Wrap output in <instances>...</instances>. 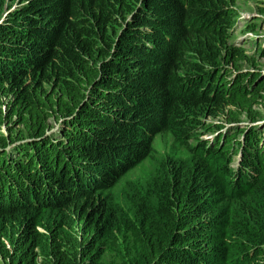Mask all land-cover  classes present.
I'll list each match as a JSON object with an SVG mask.
<instances>
[{
    "label": "trees",
    "instance_id": "trees-1",
    "mask_svg": "<svg viewBox=\"0 0 264 264\" xmlns=\"http://www.w3.org/2000/svg\"><path fill=\"white\" fill-rule=\"evenodd\" d=\"M234 1L0 0V120L21 127L0 137V221L21 217L4 264H264V134L199 118H261ZM196 127L213 133L191 146ZM163 132L190 159L162 165V227L105 254L100 192Z\"/></svg>",
    "mask_w": 264,
    "mask_h": 264
},
{
    "label": "rangeland",
    "instance_id": "rangeland-1",
    "mask_svg": "<svg viewBox=\"0 0 264 264\" xmlns=\"http://www.w3.org/2000/svg\"><path fill=\"white\" fill-rule=\"evenodd\" d=\"M16 1L4 0L6 6L9 7H12ZM232 7L235 11V22L227 31L228 43L246 52L247 60L239 63L241 70L257 73L258 76L264 77V0H235ZM247 27L253 31L247 30ZM44 88L48 89L49 87L44 86ZM256 109L261 118L252 123L246 122L243 115L239 117L243 121L238 124L228 122L224 115L215 118L201 115L199 118L203 122H221L223 126L227 127L251 124L263 135L264 107L259 106ZM1 110H3V106L0 107V113ZM229 111L237 113V110L234 109H229ZM227 113L228 111L224 114ZM52 125L57 126V123L52 122ZM17 129L20 131L21 127L15 123L14 117L11 119L1 118L0 137L9 135L10 132L14 133ZM212 133L207 132L203 127H196L193 133L195 139H191L189 145H194L198 140H209ZM232 158L235 160L236 155ZM189 159V150L174 140L169 132L157 133L150 142L149 152L146 156L119 177L113 186L100 192L101 203L108 208L107 225L110 226L104 232L100 242L105 254H115L119 258L122 256L126 258V255L129 254L131 257H139V241L135 237L140 235L142 229L159 232L164 220L166 201L163 190L162 165L170 160L174 163L186 164ZM20 223L21 217L15 221H0V247L3 245L10 247L9 240L18 234ZM39 231H41L40 228ZM35 251L38 261L48 256L46 246L39 247ZM74 256L76 257V252L71 251L70 258ZM105 263L109 264L108 261ZM0 264H4L1 259Z\"/></svg>",
    "mask_w": 264,
    "mask_h": 264
}]
</instances>
